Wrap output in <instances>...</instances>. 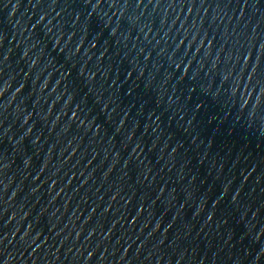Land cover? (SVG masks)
Masks as SVG:
<instances>
[{
    "label": "water",
    "instance_id": "water-1",
    "mask_svg": "<svg viewBox=\"0 0 264 264\" xmlns=\"http://www.w3.org/2000/svg\"><path fill=\"white\" fill-rule=\"evenodd\" d=\"M0 264H264V0H0Z\"/></svg>",
    "mask_w": 264,
    "mask_h": 264
}]
</instances>
